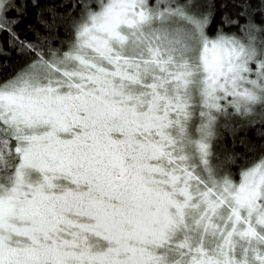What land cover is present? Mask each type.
Listing matches in <instances>:
<instances>
[{"label":"snow or ice","instance_id":"1","mask_svg":"<svg viewBox=\"0 0 264 264\" xmlns=\"http://www.w3.org/2000/svg\"><path fill=\"white\" fill-rule=\"evenodd\" d=\"M230 2L0 0V264H264V153L213 150L264 129V0Z\"/></svg>","mask_w":264,"mask_h":264},{"label":"trees","instance_id":"2","mask_svg":"<svg viewBox=\"0 0 264 264\" xmlns=\"http://www.w3.org/2000/svg\"><path fill=\"white\" fill-rule=\"evenodd\" d=\"M93 3H97L98 0H92ZM227 3L226 8H222L221 4ZM253 7H256L254 4ZM251 11V9L249 10ZM227 12L230 16H235L237 9L230 2V0H216V21H220L221 15ZM35 10L29 5L28 12L21 22L18 31L23 30L26 25L34 23L35 21ZM257 21L260 20V16H256ZM6 62L9 68L13 67L19 63L18 58L15 53L8 58ZM7 71V69H5ZM233 127L236 130L233 131ZM264 131L260 129L259 125L256 128H251L248 126L237 127L235 125H230L228 128H222L218 132V136L214 141V152L219 157L220 161H224L226 157L233 156L236 158V165L230 166L232 170L238 171L239 167L245 159H253L264 153V139L260 138L257 132Z\"/></svg>","mask_w":264,"mask_h":264}]
</instances>
